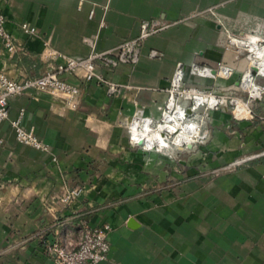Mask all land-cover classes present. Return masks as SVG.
Returning a JSON list of instances; mask_svg holds the SVG:
<instances>
[{
    "label": "crops",
    "instance_id": "1",
    "mask_svg": "<svg viewBox=\"0 0 264 264\" xmlns=\"http://www.w3.org/2000/svg\"><path fill=\"white\" fill-rule=\"evenodd\" d=\"M0 5L19 44L11 54L0 40V70L15 78L54 68L61 59L47 56L49 49L83 57L90 52L85 37L98 36L97 48L103 50L138 36L145 20L169 25L145 40L136 65L100 67L122 86L119 94L68 73L64 77L80 86L76 108L47 92L10 99V118L0 125V264H57L44 254L46 241L76 245L83 219L112 226L109 258L99 264H264V156L224 169L264 150L259 118L264 98L254 103L252 119L238 120L228 108L209 111L203 122L208 141L170 155L131 146L125 126L138 108L160 115L178 62L187 68L232 64L230 78L187 74L186 79L236 92L247 61L227 48L225 27L264 37V0H0ZM21 22L35 25L37 34L22 33ZM151 49L162 56L149 57ZM22 109L23 125L49 151L17 140L11 120ZM75 188L81 193L63 200Z\"/></svg>",
    "mask_w": 264,
    "mask_h": 264
},
{
    "label": "built area",
    "instance_id": "2",
    "mask_svg": "<svg viewBox=\"0 0 264 264\" xmlns=\"http://www.w3.org/2000/svg\"><path fill=\"white\" fill-rule=\"evenodd\" d=\"M211 13H215L210 8ZM94 9L90 16H94ZM106 26L101 20V30ZM158 20H145L141 24L140 33L136 37L122 40L112 48L99 50L97 37H85L84 41L90 47V52L83 57H74L49 49L47 56L59 57L60 62L54 68L46 70L37 77L15 78L0 70V125L10 118V99L26 92L35 94L47 92L65 99L68 106L76 108L79 105L80 86L71 83L64 76L68 73L79 74L86 81H97L104 85L109 94H119L122 86L106 78L100 71L104 66L114 70L121 65H136L141 58L144 42L149 37L167 28ZM22 33L29 37L37 34L35 25L29 22L19 23ZM226 46L235 50L246 61L247 65L240 75L234 93L225 89H210L191 84L187 74L200 78H230L235 67L225 61L216 66L192 64L189 68L178 62L167 89V100L160 109V115L153 117L138 108L126 123L129 144L143 151L172 154L177 149L204 144L210 137V131L205 129L203 122L209 111L223 108L231 109L238 120L256 117L253 105L264 98V37L249 35L243 32L235 33L225 27ZM0 40L7 50L13 54L18 50V39L7 28V16L0 5ZM45 44H48L46 40ZM162 53L151 49L149 57L160 58ZM242 104L248 115L236 113ZM190 109V113L188 110ZM203 114L200 118L196 116ZM24 109L18 118L11 120L17 140L39 151H49L50 146L41 139L33 128H26L23 123ZM264 121V116H259ZM4 141L0 139V144ZM264 156V151L243 159H237L224 167L232 170L252 157ZM55 159V158H54ZM81 193L80 188L68 191L63 200L70 201ZM80 240L74 245L69 240L54 239L46 241L44 254L57 264H99L109 258L112 226L103 224L93 226L89 221L81 220Z\"/></svg>",
    "mask_w": 264,
    "mask_h": 264
},
{
    "label": "bare ground",
    "instance_id": "3",
    "mask_svg": "<svg viewBox=\"0 0 264 264\" xmlns=\"http://www.w3.org/2000/svg\"><path fill=\"white\" fill-rule=\"evenodd\" d=\"M236 113L240 116L248 115V111L244 109V106L242 104L239 105L238 109L236 110Z\"/></svg>",
    "mask_w": 264,
    "mask_h": 264
},
{
    "label": "rangeland",
    "instance_id": "4",
    "mask_svg": "<svg viewBox=\"0 0 264 264\" xmlns=\"http://www.w3.org/2000/svg\"><path fill=\"white\" fill-rule=\"evenodd\" d=\"M231 110V109H230ZM232 112V111H231ZM261 121H262V119H260ZM126 126V125H125ZM127 133H128V131H127ZM138 148V147H137ZM140 149V148H139ZM262 151H264V150H262ZM232 170H234V169H232Z\"/></svg>",
    "mask_w": 264,
    "mask_h": 264
},
{
    "label": "water",
    "instance_id": "5",
    "mask_svg": "<svg viewBox=\"0 0 264 264\" xmlns=\"http://www.w3.org/2000/svg\"><path fill=\"white\" fill-rule=\"evenodd\" d=\"M188 112H189V113L191 112L190 109L188 110Z\"/></svg>",
    "mask_w": 264,
    "mask_h": 264
}]
</instances>
